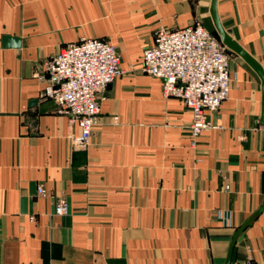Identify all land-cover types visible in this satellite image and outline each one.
<instances>
[{"label":"crops","instance_id":"crops-1","mask_svg":"<svg viewBox=\"0 0 264 264\" xmlns=\"http://www.w3.org/2000/svg\"><path fill=\"white\" fill-rule=\"evenodd\" d=\"M209 4L0 0V264L223 263L232 231L264 198L259 77L230 55L228 95L205 111L220 126L191 146L189 109L139 68L158 25L211 26ZM215 6L264 73V0ZM3 35L20 42L1 45ZM82 36L112 43L126 71L106 85L88 142L72 145L67 134L77 125L39 92L42 61ZM38 182L46 195L35 193ZM59 191L68 208L55 215ZM218 210L231 212L230 225L220 224ZM246 256L264 264V207L233 245L232 261Z\"/></svg>","mask_w":264,"mask_h":264},{"label":"built area","instance_id":"built-area-1","mask_svg":"<svg viewBox=\"0 0 264 264\" xmlns=\"http://www.w3.org/2000/svg\"><path fill=\"white\" fill-rule=\"evenodd\" d=\"M229 53L211 30L195 20L181 27L158 25L152 41L141 50L139 68L161 79V94L176 96L191 113L187 128L189 145L207 128L219 127L206 117L228 95L232 81L228 68ZM44 84L41 97L54 101L56 111L64 112L77 125L76 133L67 134L72 145H85L92 125L97 121L98 107L104 90L116 76L126 71L119 64V55L109 41L98 37H79L59 47L42 61ZM228 185L223 186L227 189ZM42 183L35 193L47 194ZM67 196L59 191L53 201V213L67 211ZM221 225L231 224L229 210L216 211ZM33 221V214L27 215ZM231 264H256L250 256L233 260Z\"/></svg>","mask_w":264,"mask_h":264},{"label":"water","instance_id":"water-1","mask_svg":"<svg viewBox=\"0 0 264 264\" xmlns=\"http://www.w3.org/2000/svg\"><path fill=\"white\" fill-rule=\"evenodd\" d=\"M209 14L211 17L212 25L214 27V32L219 38L220 42L224 45L226 50H231L238 54L242 59H244L256 72L260 80V89H261V109L259 114V121L264 126V73L262 70L261 65L235 40L233 39L227 31L223 29L219 22V18L216 11L215 0H210L209 4ZM1 45H13L16 46L19 44L20 40L19 37L15 35H3ZM35 99H31L30 102H33ZM264 207V198L262 199L261 203L252 211L247 218L242 221L239 225L235 227L232 231L228 246L225 252V256L223 259L222 264H231V254L233 245L240 235L242 229L251 222L252 218L258 214Z\"/></svg>","mask_w":264,"mask_h":264},{"label":"rangeland","instance_id":"rangeland-1","mask_svg":"<svg viewBox=\"0 0 264 264\" xmlns=\"http://www.w3.org/2000/svg\"><path fill=\"white\" fill-rule=\"evenodd\" d=\"M203 26H204V25H203ZM205 27L214 31V27H213V25H211V26H206V25H205ZM225 47H226V46H225ZM228 53H229V57H230V55H232V54L235 53V52H233V51H231V50H228Z\"/></svg>","mask_w":264,"mask_h":264},{"label":"trees","instance_id":"trees-1","mask_svg":"<svg viewBox=\"0 0 264 264\" xmlns=\"http://www.w3.org/2000/svg\"><path fill=\"white\" fill-rule=\"evenodd\" d=\"M213 33H215L213 30H211Z\"/></svg>","mask_w":264,"mask_h":264}]
</instances>
